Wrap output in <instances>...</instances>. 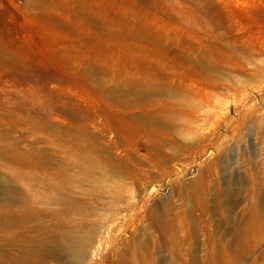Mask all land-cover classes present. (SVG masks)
<instances>
[{"label":"rangeland","instance_id":"374dc122","mask_svg":"<svg viewBox=\"0 0 264 264\" xmlns=\"http://www.w3.org/2000/svg\"><path fill=\"white\" fill-rule=\"evenodd\" d=\"M0 46L23 64L0 60V133L11 140L46 142L47 131L34 123L65 127L69 121L58 113L48 116L42 100L56 96L69 103L68 111L82 115L77 122L82 131L122 158L125 151L113 147L107 129L114 103L98 90L183 91L202 106L209 104L210 117L220 116L219 149L130 185L126 203L106 212L95 249L83 264H135L137 238L158 244L155 264H192V256L196 264H207L206 229H198L191 245L177 246L174 238L146 226L151 210L183 209L174 187L212 162L220 190L238 193L235 219L258 202L264 209V184L252 186L250 174L264 173V0H0ZM142 142L127 151L144 154ZM29 173L0 169L15 189L30 190L35 210H58L42 200ZM189 200L194 203L193 196ZM192 217L209 222L213 214L202 216L195 206ZM255 234H264V227ZM263 248L264 238L252 248L240 246L250 253L238 264H251Z\"/></svg>","mask_w":264,"mask_h":264},{"label":"bare ground","instance_id":"6f19581e","mask_svg":"<svg viewBox=\"0 0 264 264\" xmlns=\"http://www.w3.org/2000/svg\"><path fill=\"white\" fill-rule=\"evenodd\" d=\"M0 60L23 66L21 59L1 46ZM98 92L114 103L115 114L107 129L113 147L125 151L120 159L104 151L95 136L82 131L77 125L82 115L68 111L69 103L56 96L42 97L48 116L58 113L69 123L60 128L34 123L47 131L46 142L21 143L0 133V169L30 171L42 200L59 206L53 212L37 211L29 200L28 188L15 189L11 181L0 177V264H41L38 259L43 257L58 258V264H83L95 249L100 229L106 224V212L126 203L130 185L138 187L147 178L165 174L174 162L219 149L216 133L220 116L214 113L210 117L209 104L202 106L201 99L178 90ZM143 138L144 154L127 151ZM216 163H207L195 179L174 187L183 209L151 210L146 228L174 238L177 246L191 245L198 229H206L207 264H238L250 253L239 247L252 248L264 238V234H255L257 228L264 227L263 202L235 219L238 193L220 190ZM250 174L252 186L264 184V173L260 176L253 170ZM250 197L255 199L254 193ZM195 206L202 216L213 214L211 221L195 220ZM131 208L126 207L127 211ZM138 240L134 239L135 264H155L158 244ZM190 262L196 264L193 256ZM251 264H264V248Z\"/></svg>","mask_w":264,"mask_h":264}]
</instances>
